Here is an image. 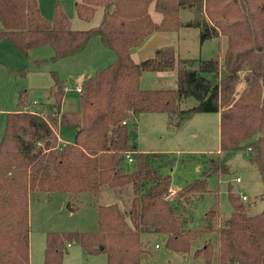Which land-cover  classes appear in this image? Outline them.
<instances>
[{
  "label": "trees",
  "instance_id": "trees-1",
  "mask_svg": "<svg viewBox=\"0 0 264 264\" xmlns=\"http://www.w3.org/2000/svg\"><path fill=\"white\" fill-rule=\"evenodd\" d=\"M162 14L154 21L150 6ZM103 7L100 23L74 29L66 13L56 7L54 18L41 12L39 0H0V40L8 37L24 54L50 45L53 60L81 52L93 36L113 50L116 59L81 84L80 110H64L67 82L52 72L47 100L28 109L26 92L20 110L9 112L0 142V264H30V210L33 194L63 192L70 199L97 197L105 186L114 201L96 206L93 231L49 232L44 264H62L68 244L80 243L88 254L104 253L107 264H143L151 251L147 233L165 235L172 252L194 251L205 264H264V209L250 214L251 204L230 187L232 212L226 222L189 228L186 202L204 195L209 176L231 175L221 154L242 151L255 164L264 186V0H80L82 19ZM183 9L194 11L188 26L203 27V35H224L222 59L182 65L175 49L159 48L154 56L135 62L134 47L156 31H178ZM176 70L175 88H143L145 71ZM21 74H26L22 70ZM240 86H242L240 88ZM197 104L185 113L220 112L219 157L202 177L172 193V175L161 168L176 157L144 152L130 141L129 123L142 113L181 112V101ZM60 126L76 129L75 140L63 143ZM130 153L133 161L126 158ZM264 200V189L261 194ZM219 215L211 209L207 217ZM206 218V217H205ZM216 235V236H215Z\"/></svg>",
  "mask_w": 264,
  "mask_h": 264
},
{
  "label": "rangeland",
  "instance_id": "rangeland-1",
  "mask_svg": "<svg viewBox=\"0 0 264 264\" xmlns=\"http://www.w3.org/2000/svg\"><path fill=\"white\" fill-rule=\"evenodd\" d=\"M79 1L39 0V4L47 19L52 20L56 7H60L68 16L72 28L83 30L97 26L102 19L103 7L98 6L93 18L85 20L77 12L76 3ZM150 13L154 21H161L162 14L154 9L153 4L150 6ZM180 18L183 25L178 31L154 32L136 47L135 58L144 60L154 56L157 49L170 46L175 49L177 57L185 66L197 67L203 59H222L227 47L226 36H205L203 27L186 25L195 19L194 11L190 9H183ZM1 27L0 23V29ZM53 55L50 45L34 47L28 54H24L8 37L0 40V142L5 132L7 114L21 109L18 107L21 92L25 91L28 97L27 108L36 107L35 100H47L53 84L52 72H56L70 87L65 90L63 108L80 110L76 86L116 59L115 52L99 36L91 37L86 47L77 54L57 60L52 59ZM22 70L27 73L21 74ZM142 85L147 86L145 88H175L177 77L160 81L152 71H145L142 73ZM196 104L195 98L188 97L181 101V112L142 113L129 123L132 144L139 147L140 142L146 146L149 141H154L160 148H164L160 152H169L176 157L175 164L166 162L161 171L172 175V187L178 190L201 178L203 172L209 169L211 160L219 157L218 113L196 112L189 115L184 112ZM164 117H169V120L162 121ZM58 135L61 142L71 143L75 140L76 129L60 126ZM221 157L226 159L232 174L209 176L211 190L195 203L191 223L193 229L202 228L207 222H212L214 227L226 222L233 209L230 187L236 195L244 194L248 197L245 202L251 204L250 214L264 209L261 197L264 186L257 166L242 151L221 154ZM238 176L241 177V182L235 180ZM103 189L104 193L97 197L81 195L70 199L63 192H38L30 197V264H44L46 236L49 232L93 231L97 228L96 206L114 200V197L107 198L110 188L105 186ZM211 209H218L219 215H215L210 221L207 212ZM212 234L204 238L207 239ZM204 238L193 242L189 253H182L172 252L166 247L164 234L147 233L144 235V242L151 253L143 264H205L202 256L194 257L195 249L202 245ZM156 244L160 248H156ZM62 264H107V257L104 253L88 254L80 243L73 241L64 251Z\"/></svg>",
  "mask_w": 264,
  "mask_h": 264
},
{
  "label": "crops",
  "instance_id": "crops-1",
  "mask_svg": "<svg viewBox=\"0 0 264 264\" xmlns=\"http://www.w3.org/2000/svg\"><path fill=\"white\" fill-rule=\"evenodd\" d=\"M153 7H154V5H153ZM153 34V33H152ZM136 49V47H134V48H132V50H131V55H132V58L134 59V61L135 62H139L140 61V59H137V58H135V52H134V50ZM176 70H170V73H167V71H152V73H154L156 76H157V78H158V80H160V81H163V80H168V78H170L171 80H173V78H174V76H176L177 77V75H176ZM81 86V85H80ZM141 86L142 87H147V86H143L142 85V76H141ZM36 101V100H35ZM38 104V101H37V103L35 104V105H37ZM64 109V108H63ZM65 110V109H64ZM218 113V117H219V132H220V116H221V114H220V112H217ZM160 118H162V117H160ZM165 119H168L169 120V117H164L163 119H162V121L163 120H165ZM58 132V131H57ZM59 136V135H58ZM162 138V137H161ZM60 139V138H59ZM160 139V138H159ZM61 141V140H60ZM139 149L141 150V151H144V152H153V153H156V152H160V151H164L163 149L164 148H160L159 147V145L156 143V142H154V141H149L148 142V144H146V146H144L143 145V142H140V146H139ZM179 151V150H178ZM219 152H220V147H219V149L217 150V153L219 154ZM162 153H164V152H162ZM165 153H169V152H165ZM170 154V153H169ZM177 190L178 189H175V188H173L172 187V194H175L176 192H177ZM108 193H107V198H110V197H113V191H107ZM175 192V193H174ZM208 193H206V194H204V195H196V196H192L191 197V199H190V201L189 202H186V207H185V212H186V214H188V218H187V224H188V227L189 228H191V223H192V220H193V215H192V213H193V210H194V207H195V203H196V201L197 200H199V199H201V198H203L205 195H207ZM199 196V197H198ZM192 199H193V201H192ZM194 199H196L195 201H194ZM108 201H111V200H108ZM114 201V200H113ZM71 244H68V246H70ZM157 245V244H156ZM156 245H155V247H156ZM156 248H160V246L159 247H156Z\"/></svg>",
  "mask_w": 264,
  "mask_h": 264
},
{
  "label": "built area",
  "instance_id": "built-area-1",
  "mask_svg": "<svg viewBox=\"0 0 264 264\" xmlns=\"http://www.w3.org/2000/svg\"><path fill=\"white\" fill-rule=\"evenodd\" d=\"M70 87L69 86H66V90L67 89H69ZM76 90H77V92H80L81 91V86L80 85H77L76 86ZM37 103V101H34V104H36ZM126 158H127V160L129 161V162H132L133 161V158H132V156H131V154L130 153H127V155H126ZM235 180L237 181V182H241L242 181V179H241V177H236L235 178ZM173 196V194L171 193V194H169L168 196H167V198L169 199V198H171ZM240 196H242V198L244 199V200H248V197L246 196V195H244V194H240ZM160 245H156V247H159Z\"/></svg>",
  "mask_w": 264,
  "mask_h": 264
}]
</instances>
